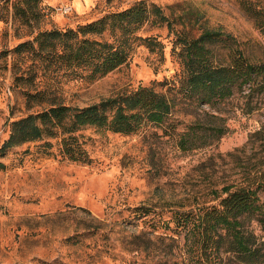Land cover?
Segmentation results:
<instances>
[{
  "label": "rangeland",
  "instance_id": "rangeland-1",
  "mask_svg": "<svg viewBox=\"0 0 264 264\" xmlns=\"http://www.w3.org/2000/svg\"><path fill=\"white\" fill-rule=\"evenodd\" d=\"M138 3L149 18L137 29L124 34L109 19L102 35L78 32L71 40L124 44L127 61L108 74L92 79L91 68L61 60L63 36L40 52L41 32L77 30ZM248 4L260 8L264 0L0 1V264L214 263L215 254L203 256L194 236L168 221L172 209L218 203L228 185L264 180V90L236 87L229 97L201 103L187 94L178 39L215 29L260 55L264 35L245 11ZM147 37L159 43L155 49ZM232 38L217 48L226 53L236 45ZM139 86L165 93L174 103L171 114L162 124L146 120L133 133L80 129L75 134L89 163L61 152L62 134L1 150L13 121L49 108L54 99L83 107ZM217 125L225 131L218 138L180 141L194 128L204 135ZM140 205L153 211L138 218ZM250 229L264 241V223L253 220ZM140 231L146 232L133 240ZM218 259L244 264L232 252Z\"/></svg>",
  "mask_w": 264,
  "mask_h": 264
},
{
  "label": "trees",
  "instance_id": "trees-1",
  "mask_svg": "<svg viewBox=\"0 0 264 264\" xmlns=\"http://www.w3.org/2000/svg\"><path fill=\"white\" fill-rule=\"evenodd\" d=\"M245 11L264 35V7L256 8L248 4ZM153 12L161 22L168 21L171 28V21L159 7L154 6ZM148 18V10L142 3H138L124 11L81 25L77 30L44 31L40 33L41 37H38L40 52L50 46L55 47L56 40L63 36L65 47L57 56L71 66L83 64L91 68L89 76L92 79L102 77L127 61L126 46H116L108 41L89 37L75 42L76 44L71 40L77 37L78 32L83 35H102L107 29L109 19H112L114 28L119 27L125 34L143 25ZM231 38L230 34L220 30L204 29L198 36L184 33L178 39L181 40L178 41L182 45L180 53L187 71V94L194 96L201 103L209 104L229 97L236 87L248 86L251 90H264V49L260 55H255L247 47H241L233 38L236 45H228L226 53L217 48L218 42H226ZM145 41L152 49L159 44L152 37L145 38ZM25 45L27 44L22 43L17 48ZM50 104L47 109L13 121L12 132L1 150L41 139L44 135L54 137L62 134L65 136L61 152L71 161L89 163L91 159L84 143L80 142L75 134L77 131L94 126L115 132L133 133L146 120L162 124L174 106L165 93L156 91L152 86H139L133 91L119 93L83 107L65 105L55 99ZM217 126L209 127L211 132L204 135H197V129L194 128L182 134L180 141L188 143L193 137H197L196 142H201L205 136L218 138L225 131ZM197 146L199 145H195ZM182 147L191 148L187 145ZM0 166L3 167L4 164L0 163ZM222 190L225 195H220L218 203L172 209L168 222H174L179 232L185 231L187 235H193L194 242L203 256L207 252L215 254L213 264H219L218 257L223 252L235 253L244 264H264V241L258 242L254 230L250 229L253 220L264 223V202H261L260 196V192L264 193V180L251 181L246 185L231 184ZM152 211L146 205L135 208L138 218L148 216ZM144 232L146 231L135 233L133 240L142 237ZM71 238L73 237H68Z\"/></svg>",
  "mask_w": 264,
  "mask_h": 264
}]
</instances>
